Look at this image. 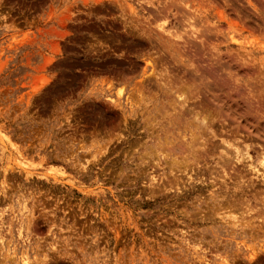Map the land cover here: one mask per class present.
Instances as JSON below:
<instances>
[{
    "label": "rangeland",
    "instance_id": "1",
    "mask_svg": "<svg viewBox=\"0 0 264 264\" xmlns=\"http://www.w3.org/2000/svg\"><path fill=\"white\" fill-rule=\"evenodd\" d=\"M23 258L264 264V0H0V264Z\"/></svg>",
    "mask_w": 264,
    "mask_h": 264
},
{
    "label": "bare ground",
    "instance_id": "2",
    "mask_svg": "<svg viewBox=\"0 0 264 264\" xmlns=\"http://www.w3.org/2000/svg\"><path fill=\"white\" fill-rule=\"evenodd\" d=\"M172 5V4H171ZM176 6V5H175ZM175 8V7H174ZM175 34V33H174ZM202 77V76H201ZM181 101V97H180V95H177L176 97H175V102H177L178 104H179V102ZM195 119V118H194ZM205 120V118L204 117H202L200 120H198V119H196V122L198 121L199 122V124H201V126H205L206 125V122L204 121ZM192 136H193V134H192ZM183 137V136H182ZM236 151H234V153H235ZM244 155H245V153H244ZM234 157V156H233ZM244 158H246L245 160H247L248 161V165L249 166H251L252 164H251V159L249 158V155H246V156H244ZM261 162V161H260ZM256 170L257 172H258V169H256V168H254L253 167V170ZM20 263L21 264H28V259L27 258H23V259H21L20 260Z\"/></svg>",
    "mask_w": 264,
    "mask_h": 264
}]
</instances>
